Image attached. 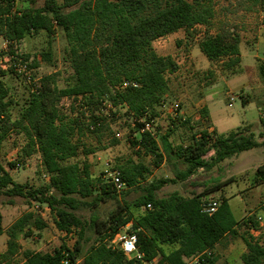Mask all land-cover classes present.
<instances>
[{
    "label": "trees",
    "instance_id": "obj_1",
    "mask_svg": "<svg viewBox=\"0 0 264 264\" xmlns=\"http://www.w3.org/2000/svg\"><path fill=\"white\" fill-rule=\"evenodd\" d=\"M29 1L33 6L36 0ZM240 3L244 7V3L264 6V0ZM32 6L13 10L12 0H0V39L6 43L7 54L22 58L30 68L37 67L36 61L30 63L27 55L18 54V45L42 32L52 37L58 28L67 43L72 79L66 88L58 89L53 76L41 78L40 88L29 95L19 117L11 121L9 90L2 80L7 72L0 70V144L11 129L23 134V160L36 152L47 177L42 188L20 185L0 163V197H21L28 205L46 206L55 228L65 235L76 233L77 238L71 247L62 242L50 255L25 250L22 262L16 263L13 258L20 248L18 240L47 225L37 212H24L4 231L0 215V235L7 236L1 259L8 264H150L158 258L160 264H185L186 259L198 257V264H216L215 246L227 235H239L228 200L206 199L220 186L189 197L172 192L160 198L157 192L175 179L184 182L200 169L208 171L225 159L264 144L258 143L252 132L245 134L240 127L227 134L202 130L192 134L186 145H173L169 137L175 126L170 124L159 137L161 149L166 158L180 162L183 168L175 171L174 179L148 182L145 174L149 171L141 164L117 167L127 187L141 192L130 205H120L110 184L92 178L87 163L69 162L78 155L79 146L73 142L76 133L83 129L98 133L108 128L106 116L96 112L104 102L112 110L124 111L136 130H141L144 122H154L159 114L156 108L161 107L168 92L165 74L174 73L177 64L171 56L157 55L152 44L179 30L188 40L196 27L208 28L215 15L214 0H44L42 6ZM240 42V34L224 24L213 35L204 31L198 48L209 62H220L222 70L235 74L240 64ZM40 58L50 61V50ZM259 74L264 78V62L259 65ZM123 81H135L138 86L120 90ZM65 97L77 101L76 116L67 117L57 108V102ZM201 113L206 114V110ZM156 135L142 131L138 140L131 142L155 156V167L165 161ZM112 144L116 145V140ZM211 151L213 156L205 159ZM16 164H9L8 169ZM252 181L254 185L264 184V164L255 170ZM90 197V201L84 200ZM108 201H115V208L104 220L92 216L88 228L76 215L78 210ZM210 202L218 205L212 215L201 211V206ZM260 212L264 216V204ZM255 216L242 221L243 227L258 230ZM127 225L128 232L136 234L141 259L127 258L106 243ZM87 229L97 234L88 247ZM243 241L246 251L240 255L241 263L264 264V245L244 237Z\"/></svg>",
    "mask_w": 264,
    "mask_h": 264
},
{
    "label": "rangeland",
    "instance_id": "obj_2",
    "mask_svg": "<svg viewBox=\"0 0 264 264\" xmlns=\"http://www.w3.org/2000/svg\"><path fill=\"white\" fill-rule=\"evenodd\" d=\"M58 1L60 2V0ZM241 1L214 0L215 15L209 27H196L192 34L193 37L188 40L185 39L186 45H183L182 41H179L177 37L170 40L165 38L158 39L152 44V48L157 55L171 56L177 64L174 74H165L168 92L161 107L156 108L159 114L153 122L152 129L157 134L158 151L160 155L164 156L165 161H161L155 167L156 158L153 154L132 145L133 139L138 140L140 137L142 129L136 130V127L132 125V121L123 115L124 111L119 112L117 109H113L109 112L104 109V106H100L98 110L96 109V112L106 116L108 128L98 133H90L84 129L76 133L73 142L79 146L78 155L69 162L87 163L91 177L99 179L101 184H106L104 179L106 164L113 168L131 167L141 164L149 171L148 174H145L148 182L152 179L173 178L175 171L181 170L183 166L180 162L166 158L162 152L159 137L167 131L170 124L175 126L174 132L169 137V140L174 143L173 145L181 142L186 145L192 134H198L202 130L212 133L211 130L207 129V127H210L207 124V120H205L207 112L208 121L218 134H227L240 126V129L245 134L252 132L256 140L260 136H264V117H261V115L264 116V78L260 76L258 68L260 63L264 62V42L259 43L260 40L264 41V6L251 7L246 2L244 7L240 3ZM43 2L44 0H36L32 6L29 0H21L18 6L20 9L30 6L40 7ZM224 24L237 31L242 40V44H239L241 62L235 74L222 70L220 62H210L209 67H205L197 59H194L195 63L190 58L191 50L193 49L191 47L198 42L201 34L207 30L209 34L213 35ZM177 32L179 33L178 36H185L183 30ZM258 43L260 44L259 48L253 47L254 44ZM3 46L6 47V43L0 39V48ZM177 47H181V49L178 50ZM17 48L18 54L27 55L30 63H33V61L38 63L37 67H31V74L38 83L45 76H53L58 89L66 88L71 83L72 70L69 66L66 52L67 43L60 29L55 28L52 37H48L44 32L28 36ZM48 50L51 53V60L43 61L40 58V54ZM195 65L197 66L195 67ZM2 80L9 90L8 100H10L11 105L8 114L10 120L14 121L19 117L26 105L31 94L30 87L24 78L12 73H6ZM240 95L242 98H240ZM230 97H233L232 101L229 100ZM202 102L206 107L200 108L198 106ZM176 103L178 108L175 112L172 106ZM76 104V100L65 97L57 102V108L67 117L76 116L78 114ZM188 109H193L195 115H199V119L196 120L194 118L195 115H184V112ZM203 109L206 110V114L201 113ZM173 112H175V117L171 115ZM116 133L120 134L119 138L115 137ZM114 140L117 142L116 145L112 144ZM25 142L26 139L23 134L11 129L0 144V163L10 172L17 184L28 185L31 188H42L47 184V178L43 175L44 172L39 155L35 152L29 159L23 160ZM262 150H264V147L241 152L236 157L225 159L219 163L212 172L203 170L202 174L204 175L195 178V180H200L209 176L211 179L207 184L211 183V185L221 182V189L210 192L206 199L219 202L221 195L226 197L235 220H239L249 213L253 214L248 216L257 213L258 203L264 200V185H254L252 183L253 169H248L242 174L235 175L234 172H230L228 164L236 159L237 166L238 164H243V166L245 165L244 167L250 168L252 165L262 163L261 155H259ZM211 156H213V151L207 153L205 159ZM11 163L17 164L12 169H8ZM231 175L235 176V178L226 181L227 177ZM211 185L201 188L199 192H204ZM193 187L194 184H191L190 180L184 182L175 180V183L167 184L158 191L157 196L161 198L168 196L172 192H177L189 197L193 194L191 192L195 191ZM140 193V190L136 187L127 188L124 192L117 194V202L120 205H130ZM91 199L92 197L84 200L90 201ZM34 205L36 204L30 203L28 205V201L21 197H0V214L4 222V229ZM115 206V201H108L99 204L96 208L88 207L78 210L76 215L80 217L87 227L92 216H97L99 220H104ZM44 217L49 224L48 228L43 230L44 235L40 234L41 236L37 237L34 232L32 236L23 239L17 255L13 258L14 262H21L22 253L25 249H29L30 244L33 245L34 242L41 245V247H38L41 252L47 249L51 250L62 242L69 247L74 244L77 238L76 233L71 236L73 237L72 239L68 236L57 237V233L55 234V229L52 226L51 214L45 212ZM129 228L130 225L121 228L118 233L107 240V245L117 249V237L124 232H128ZM238 229L239 235L237 237L227 235L214 248L213 255L216 258V264H242L240 255L246 251L243 237L251 242L264 245V229H261L259 234L247 230L242 224ZM52 236H56V240L54 243H49L47 240ZM85 237L89 239L86 245L88 247L94 243L97 234L93 230L87 229ZM3 238L4 236L0 238V264H8V262L1 259V254L6 250V242L3 241ZM42 238L45 239L42 240ZM150 264L160 263L157 258ZM185 264L194 263L189 258L185 260Z\"/></svg>",
    "mask_w": 264,
    "mask_h": 264
},
{
    "label": "built area",
    "instance_id": "obj_3",
    "mask_svg": "<svg viewBox=\"0 0 264 264\" xmlns=\"http://www.w3.org/2000/svg\"><path fill=\"white\" fill-rule=\"evenodd\" d=\"M20 1L21 0H12L13 10H16L18 8L17 6ZM0 70L24 78L27 84H29L31 93H36L37 90L40 88V84L37 81H35V79L31 74L32 69L29 67V65L22 58L18 56L8 55L7 48L5 46L0 48ZM137 86L138 84L135 81H123L118 88L120 90L128 89V88L135 89ZM229 100L232 101L233 97H230ZM102 105L104 106L105 110H112V107L109 103L104 102ZM229 106H231V104H229ZM172 107L173 110L176 112V109L178 108V104L177 103L173 104ZM175 112L171 114L172 117H175L174 116ZM152 129H153V123L144 122L142 131L155 134V132ZM115 137L119 138L120 134L116 133ZM104 179L106 183L111 185V188L116 194H120L128 188L126 183L121 179L120 172L116 168H113L107 164H106V168L104 169ZM217 207L218 205L216 202L205 203L201 206V211L205 214L212 215L216 212ZM40 208L41 207L39 205H34V211L40 212ZM255 219L259 223V229L252 230L251 232H254L255 234H259L261 233V229H264V216L256 215ZM249 226L251 225L249 224ZM116 241H117L116 248L120 250L125 257L141 259L142 254L139 253L138 251L137 237L135 233L124 232L123 234H120L117 237ZM191 259L194 264H198V257H194V258L192 257ZM63 263L67 264V261H64Z\"/></svg>",
    "mask_w": 264,
    "mask_h": 264
},
{
    "label": "crops",
    "instance_id": "obj_4",
    "mask_svg": "<svg viewBox=\"0 0 264 264\" xmlns=\"http://www.w3.org/2000/svg\"><path fill=\"white\" fill-rule=\"evenodd\" d=\"M18 7V9H19V6H17ZM178 32H175V33H173V34H170V35H168V36H165V37H163V38H165V39H167V40H170V39H172V38H175V37H177L178 39H179V41H182V44L184 45H186L187 43H186V38H185V36L184 37H181V36H178ZM241 37V36H240ZM160 39H162V38H160ZM159 39V40H160ZM184 39V40H183ZM262 42H264V41H259V43H262ZM254 44L253 45V47H256V48H259V46H260V44ZM240 44H242V40H241V42H240ZM189 47H190V45H189ZM189 47H187V48H189ZM178 48V50H180L181 49V47H177ZM191 48H193L192 50H191V55H190V58L191 59H193V61L195 62V60L194 59H197V61H200L205 67H209V65H210V62L205 58V56L200 52V50H199V48H198V42H196ZM240 57V56H239ZM240 62H241V59H240ZM196 63V62H195ZM198 63V62H197ZM197 65H195V67H196ZM259 68V67H258ZM175 73V72H174ZM174 73H172V74H174ZM240 98H242L241 97V95H240ZM198 106H200V108H203V107H206L205 106V104H203V102L201 103V104H198ZM194 109H196V108H194ZM208 111V110H207ZM184 115H195V111L193 110V109H188L187 111H185L184 112ZM261 117H264V116H262L261 115ZM194 118L196 119V120H198L199 119V115L197 116V115H195L194 116ZM205 120H207V124H209V126L210 127H207L208 128V130H211V131H216L215 129H214V127L210 124V122L208 121V112H207V115H206V118H205ZM240 126H238V127H236V128H234V130H236L237 128H239ZM234 130H232V131H234ZM231 132V131H230ZM170 141V143H172V144H174L171 140H169ZM258 143H261V142H264V136H260L259 138H257V140H256ZM179 144H184L185 145V143H177L176 145H179ZM259 147H264V144H262V145H260ZM255 149V148H254ZM249 151V150H248ZM259 155H261V162L262 163H259V164H257V165H252L250 168H248V167H244L243 166V164H238V166L236 165V159H234L231 163H233V165H231V163H229L228 165H229V168H230V172L232 171V172H234V174L235 175H239V174H242L243 172H245V171H247L248 169L250 170V169H253V174H254V172H255V170L260 166V165H262V164H264V157H262V156H264V150H262V151H260L259 152ZM237 155H234L233 157H236ZM233 157H231V158H233ZM210 158V157H209ZM230 159V158H229ZM221 163V162H220ZM219 164V163H218ZM218 164L217 165H215V167H213L212 169H210V170H208L207 172H212V170L215 168L216 169V167L218 166ZM217 171V170H216ZM203 173V170L202 169H200V170H198L197 172H196V174H197V176H195V175H192V176H190L187 180H190L191 181V184H194V187H193V190H195V191H193V192H191V193H193V194H200V192H199V190L201 189V188H204V187H207V186H209V185H211V183L210 184H207V182L211 179V178H209V176H207V177H205L204 179H200V180H195V178L196 177H202V175H204V174H202ZM252 174V175H253ZM204 177V176H203ZM235 178V176H233V175H231V176H229V177H227V179H226V181H230V180H232V179H234ZM170 179H172V178H170ZM173 179H174V177H173ZM176 180V179H175ZM176 181H178V180H176ZM262 185H264V184H262ZM216 186H220V188L218 189V190H220L221 189V182L220 183H218V184H212L211 185V187L210 188H214V187H216ZM210 188H207V190L208 189H210ZM180 195H182L181 193H179ZM183 196V195H182ZM222 197H224L223 195H221ZM185 197V196H184ZM186 197H188V196H186ZM225 199H227L226 197H224ZM228 200V199H227ZM262 204H264V200H262L261 202H259L258 203V205H257V213H256V215H261V212H260V207L262 206ZM42 208H40V212H37L39 215H40V217H41V219L46 223V225H47V227L44 229V230H46L47 228H48V222H47V220H46V218L44 217V213L45 212H48V213H50V210L46 207V206H41ZM41 209H43V211H41ZM27 212H33L34 213V206H32L31 208H29V210H27ZM51 214V213H50ZM249 214H253V213H249ZM249 214H247V215H245L243 218H241V219H239V220H236L237 221V226L235 227V230L236 231H238L239 229H238V227L241 225V222L242 221H244L246 218H247V216L249 215ZM1 215V214H0ZM52 216V215H51ZM14 222V221H13ZM12 222V223H13ZM11 223V224H12ZM10 224V225H11ZM9 225V226H10ZM8 226V227H9ZM52 226L54 227V229H55V234L57 233V237L58 236H61V237H66V236H68V237H70L71 239L73 238V237H71L72 236V234H69V235H65V233L64 232H60V231H58L56 228H55V226H54V222H53V218H52ZM2 227H3V230L5 231L6 229H4V222H3V219H2ZM34 232H35V235L37 236V237H40L41 235H44V233H43V230L42 231H40V232H37V231H33V233H32V235L34 234ZM41 234V235H40ZM31 235V236H32ZM2 236H4V238H3V241H7V236H6V234L5 233H3L2 235H0V238L2 237ZM30 237V236H29ZM45 237V236H44ZM227 237V236H226ZM225 237V238H226ZM224 238V239H225ZM23 239H27V238H21V239H19L18 240V244H19V246L21 245V243H22V240ZM43 239H45V238H42V240ZM223 239V240H224ZM55 240H56V236H52L50 239H48L47 241L49 242V243H54L55 242ZM222 242V241H221ZM220 242V243H221ZM220 243H218V244H220ZM217 244V245H218ZM31 246H29V249H25V250H30V251H34V252H41V250H39V248L38 247H41V245L40 244H37V242H34V244L32 245V244H30ZM216 245V246H217ZM43 246V245H42ZM59 246V245H58ZM57 246V247H58ZM215 246V247H216ZM57 247H53L51 250L50 249H47V250H45V251H43V252H41V253H45V254H52V252H53V250L55 249V248H57ZM20 249V248H19ZM24 250V251H25ZM37 250V251H36ZM245 252V251H244ZM243 252V253H244ZM22 262V261H21Z\"/></svg>",
    "mask_w": 264,
    "mask_h": 264
}]
</instances>
